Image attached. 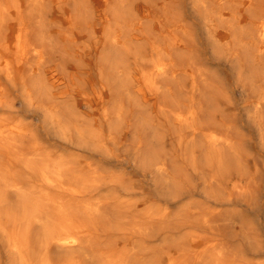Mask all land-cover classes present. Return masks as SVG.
I'll return each mask as SVG.
<instances>
[{
    "label": "bare ground",
    "instance_id": "1",
    "mask_svg": "<svg viewBox=\"0 0 264 264\" xmlns=\"http://www.w3.org/2000/svg\"><path fill=\"white\" fill-rule=\"evenodd\" d=\"M0 264H264V0H0Z\"/></svg>",
    "mask_w": 264,
    "mask_h": 264
},
{
    "label": "rangeland",
    "instance_id": "2",
    "mask_svg": "<svg viewBox=\"0 0 264 264\" xmlns=\"http://www.w3.org/2000/svg\"><path fill=\"white\" fill-rule=\"evenodd\" d=\"M7 208V210L6 211H9L10 212V207H6ZM5 251H6V246H5Z\"/></svg>",
    "mask_w": 264,
    "mask_h": 264
}]
</instances>
